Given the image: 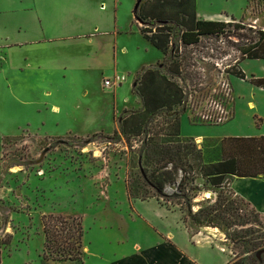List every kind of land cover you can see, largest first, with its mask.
I'll use <instances>...</instances> for the list:
<instances>
[{
  "label": "rangeland",
  "instance_id": "rangeland-1",
  "mask_svg": "<svg viewBox=\"0 0 264 264\" xmlns=\"http://www.w3.org/2000/svg\"><path fill=\"white\" fill-rule=\"evenodd\" d=\"M32 1L35 3L0 0V10L18 8L25 2L35 7ZM120 2L119 41L128 54L120 57L116 70L110 61L105 72L86 67L68 48L65 54L74 58L68 61L71 67L50 73L52 78L41 74L26 80L0 69L1 264L53 262L43 259V221L50 215L81 220L83 247L87 248L84 262L94 263L100 250L110 260L111 248L119 240L131 241L137 234L140 239L142 228L147 227L132 222L130 216L137 217L138 212L130 207L127 195L132 201L156 196L148 179L152 169L173 174L174 183L164 187L167 197H156L170 210L181 211V223L188 232L215 235H211L212 245L224 252L227 264L243 255L246 242L258 241L264 264V233L251 234L259 230L257 225L253 229L241 226L244 217L257 220L248 202L231 194V179L216 188L200 175L204 164L221 159L222 138L264 134V92L250 83L253 78H264V61L247 60L240 51L251 48L260 37L258 32H264V0H196L198 18L219 13L220 22L241 28L228 27L223 35L203 36L199 43L183 46L181 29L173 26L166 56L139 34L140 27L155 34L158 25L135 19L137 0ZM67 44L62 43L63 47ZM173 62L179 63L181 75L168 77L180 87L181 103L170 111L143 116L139 135L122 133V122L143 111L131 89L134 81L147 68L167 74ZM239 72L244 80L235 76ZM114 73L126 78L116 96L113 89L103 87V80L112 79ZM124 100L127 103L122 105ZM122 106L129 110L121 111ZM222 112L227 119L219 122ZM206 115L208 119H204ZM178 123L179 138L174 136ZM158 152H168V160L159 166ZM162 166L166 169L161 170ZM182 178L185 187L178 193ZM189 206L192 213L200 207L218 209L230 218L225 223L233 224L227 228L220 219L197 223ZM234 231L247 236L245 242H232ZM169 241L165 238L164 242L171 244Z\"/></svg>",
  "mask_w": 264,
  "mask_h": 264
},
{
  "label": "crops",
  "instance_id": "crops-1",
  "mask_svg": "<svg viewBox=\"0 0 264 264\" xmlns=\"http://www.w3.org/2000/svg\"><path fill=\"white\" fill-rule=\"evenodd\" d=\"M32 2L35 7H29L25 2L19 4L18 8L0 10L1 71L10 70L11 73L26 77V80L42 76L41 74L52 78L50 73H58L71 67L68 61L74 58L65 54V49L68 48L73 50L75 57L86 67L105 72L109 61L116 70L120 57L128 54V49L119 41L122 34L118 25L120 0ZM219 16V13H213L202 19L220 21ZM64 42L68 43L65 47L62 45ZM258 89L264 92L263 89ZM112 91L116 96L117 89ZM139 102L141 106L140 98L138 107ZM126 103L124 100L122 105ZM115 109L118 114L120 108L117 102ZM126 109L129 110L126 106L121 107V111ZM88 112L89 109L86 108V113ZM261 136L264 137V134L257 137ZM229 187L234 195L250 203L264 217V179L234 177ZM207 199L211 200L212 197ZM128 203L138 212L137 217L130 216L133 218L132 222H143L142 225L147 227L142 228L140 239L137 234L131 241L129 238L119 240L118 246L111 248L114 251L110 260L104 259L105 254L100 250L94 263L86 262L87 260L84 262L82 259L80 262L40 264H227L224 252L212 245V237L215 235L201 230L188 232L181 223L179 211L170 210L167 205L154 198L146 201H132L128 198ZM165 238L170 239L171 244L165 243ZM195 240L203 241L194 244ZM83 251H87V248L83 247ZM208 252L214 253L217 258L209 257Z\"/></svg>",
  "mask_w": 264,
  "mask_h": 264
},
{
  "label": "trees",
  "instance_id": "trees-1",
  "mask_svg": "<svg viewBox=\"0 0 264 264\" xmlns=\"http://www.w3.org/2000/svg\"><path fill=\"white\" fill-rule=\"evenodd\" d=\"M134 17L142 24L154 22L158 25L155 34H152L151 31L141 27L139 28V33L145 41H147L153 48L160 51L164 56H166L170 49V34L171 27L173 26L181 29L180 42L183 46L195 45L199 43L200 38L203 36L223 35L228 27L241 28L240 25L235 23H225L198 18L196 0H143L139 4L137 11L134 12ZM258 33L260 34V37L251 48H242L240 50L241 54L247 60L264 61V32L260 31ZM167 70V74H163L161 71L153 68H147L141 72L138 81L133 84L132 91L140 98L143 111L131 115L122 122V133H134L139 135L141 118L143 116L155 114L163 109L170 111L181 103V89L169 78L179 77L181 75L180 65L177 62H173L168 66ZM235 76L242 80L245 78L244 74L240 72L235 74ZM250 83L264 90V78H253ZM174 136L178 138L182 137L179 123L174 124ZM220 150V160L214 163L204 164V167L201 168V178H205L210 186L220 188L227 179L232 180L234 177H261L264 179L263 136L223 138L220 141ZM158 153L160 159L157 162V165L159 166L168 160L166 157L168 152ZM168 163L172 164L173 161L171 162L170 159ZM160 169H166V166H162ZM148 179L150 180L151 187L156 191V196L162 197L163 199L167 197L163 194L165 185L174 183L173 174L169 172L159 173L156 169H152ZM184 187V178H182L176 187V190L178 193H182ZM231 194L234 195L232 192ZM175 195L176 194H173L172 196ZM156 196L153 198L159 200ZM128 197L131 198L129 193ZM229 204L230 202H228V205ZM247 205H249V208L254 212V217H256L257 220L250 221L247 217H244L245 221H242L244 225L241 226L249 225V228L253 229V225H257L259 230H253L251 234L256 232L261 234L262 232L264 233V217L257 212L250 203H247ZM187 208L192 214L193 220L197 221V223L209 224L220 219L221 223L227 228H230L233 224L225 223V220L230 221V218L222 216L221 213H218L220 212L218 209L211 210L210 208L209 211L207 208L200 207L196 212L192 213L191 207L189 206ZM211 211H214V214H212ZM233 215H235V212ZM235 216L239 217L238 215ZM201 220H204V222H201ZM185 221L186 220L183 222L185 223ZM249 228L247 229L249 230ZM43 234L45 238L43 251L44 260L53 262L82 261V241L84 231L79 218L67 220L63 217H55L52 215L45 217L43 221ZM246 237L247 236H243L235 231L230 234L232 242H236L237 244L245 242ZM263 239L264 238H262V240ZM247 244L248 247L246 248ZM1 245H4V243L2 242ZM244 246L242 254L247 255L244 257L241 255L238 260H233L228 264H263L262 258L259 257L261 244L258 241H253L251 244L246 242ZM239 256H237V258ZM1 263L0 249V264Z\"/></svg>",
  "mask_w": 264,
  "mask_h": 264
},
{
  "label": "built area",
  "instance_id": "built-area-1",
  "mask_svg": "<svg viewBox=\"0 0 264 264\" xmlns=\"http://www.w3.org/2000/svg\"><path fill=\"white\" fill-rule=\"evenodd\" d=\"M126 81V78L124 76H118L115 75L112 79H106L103 80V87L106 89H117L123 85V83ZM209 115V114H208ZM208 115L204 117V119H208ZM225 112L221 113V116H219V122L224 121L227 118H224Z\"/></svg>",
  "mask_w": 264,
  "mask_h": 264
},
{
  "label": "water",
  "instance_id": "water-1",
  "mask_svg": "<svg viewBox=\"0 0 264 264\" xmlns=\"http://www.w3.org/2000/svg\"><path fill=\"white\" fill-rule=\"evenodd\" d=\"M143 0H137L135 7H134V12L137 11V8L139 7V4L142 2ZM140 22V21H139Z\"/></svg>",
  "mask_w": 264,
  "mask_h": 264
},
{
  "label": "bare ground",
  "instance_id": "bare-ground-1",
  "mask_svg": "<svg viewBox=\"0 0 264 264\" xmlns=\"http://www.w3.org/2000/svg\"><path fill=\"white\" fill-rule=\"evenodd\" d=\"M197 141H200L199 139H197Z\"/></svg>",
  "mask_w": 264,
  "mask_h": 264
}]
</instances>
